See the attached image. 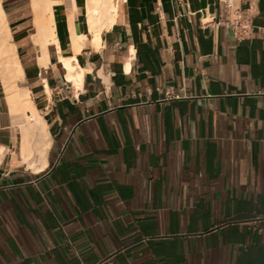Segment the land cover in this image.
<instances>
[{"label": "crops", "instance_id": "obj_1", "mask_svg": "<svg viewBox=\"0 0 264 264\" xmlns=\"http://www.w3.org/2000/svg\"><path fill=\"white\" fill-rule=\"evenodd\" d=\"M53 1L78 84L3 0L45 122L30 139L0 82V264H264V0H118L98 45L88 0ZM236 10L251 37L217 23Z\"/></svg>", "mask_w": 264, "mask_h": 264}, {"label": "bare ground", "instance_id": "obj_2", "mask_svg": "<svg viewBox=\"0 0 264 264\" xmlns=\"http://www.w3.org/2000/svg\"><path fill=\"white\" fill-rule=\"evenodd\" d=\"M117 1L118 0H88V7H89L88 18L90 23V29L94 36L93 37L94 45H98L100 43L101 32L103 28L105 27L108 28V26H111L113 24L116 17ZM54 2L55 1L53 0L29 1L30 9L33 12V22L37 28L36 31L37 33L35 35H32L33 43L39 45L41 51L40 63L44 64L45 66L48 65V61L50 59L49 58L50 48L53 47L54 45H57L58 49L57 47L56 49L59 52L58 57L60 58L61 62L64 63L68 71L66 77L68 78V80L74 81L75 84H78L80 83L79 81L81 80L83 69H81L78 62L74 63V60L77 61L75 57L73 58L64 57L60 53L58 39L55 32L56 30L55 19L53 13ZM73 34H75L74 31ZM74 37L73 39H75L76 41L77 39L79 40L81 38V37H77V38ZM75 40H74V49L75 51L77 49L76 52H78V50H80V46H82V43L79 46L80 40L78 41V44H75L76 43ZM16 47H17L16 43H14V41L12 40V31L9 24V14L3 5V0H0V82L3 84V87L6 91L7 100L11 106V111L13 112L12 114H13L14 122H15V118L16 121H18L17 123L21 122L20 124H22L26 122L27 124H22V128H24L25 132H27L26 135L28 136V134H30L29 135L30 137L35 133L37 135L40 132L39 133V137H40L42 136L40 134L44 132L43 124L45 121L43 122V117L41 116L39 110H37L35 106L34 100L31 96L30 89L27 86H24L23 84L25 80V75L22 66V61L17 54ZM26 139L24 140L26 141ZM30 139L28 140L29 142L31 141ZM26 148L28 149L26 150L23 149V150L29 152V150L31 149V148L29 149V145ZM41 148L42 147H40V149ZM44 148H42V150ZM40 149L38 151H40ZM30 153L31 152H29V154ZM42 160L44 161V158H42ZM41 166H39V168Z\"/></svg>", "mask_w": 264, "mask_h": 264}, {"label": "built area", "instance_id": "obj_3", "mask_svg": "<svg viewBox=\"0 0 264 264\" xmlns=\"http://www.w3.org/2000/svg\"><path fill=\"white\" fill-rule=\"evenodd\" d=\"M228 13L234 8V0H223ZM234 18H220L217 20L218 24H224L227 28L233 30L234 36L239 39L249 38L254 33V25L252 24L250 17L240 10L234 11ZM254 231L264 233V228H260L256 225L252 227Z\"/></svg>", "mask_w": 264, "mask_h": 264}, {"label": "rangeland", "instance_id": "obj_4", "mask_svg": "<svg viewBox=\"0 0 264 264\" xmlns=\"http://www.w3.org/2000/svg\"><path fill=\"white\" fill-rule=\"evenodd\" d=\"M29 1H30V0H28V4H29ZM29 7H30V6H29ZM30 10H31V9H30Z\"/></svg>", "mask_w": 264, "mask_h": 264}]
</instances>
